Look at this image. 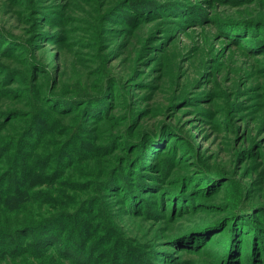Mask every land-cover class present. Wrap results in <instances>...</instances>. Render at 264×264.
<instances>
[{
    "label": "rangeland",
    "instance_id": "374dc122",
    "mask_svg": "<svg viewBox=\"0 0 264 264\" xmlns=\"http://www.w3.org/2000/svg\"><path fill=\"white\" fill-rule=\"evenodd\" d=\"M35 104L93 264H264V0H0V119Z\"/></svg>",
    "mask_w": 264,
    "mask_h": 264
},
{
    "label": "trees",
    "instance_id": "16d2710c",
    "mask_svg": "<svg viewBox=\"0 0 264 264\" xmlns=\"http://www.w3.org/2000/svg\"><path fill=\"white\" fill-rule=\"evenodd\" d=\"M94 98L96 97L92 99ZM94 103L88 105L87 109H91ZM32 107L30 112L18 109L23 113L22 116L19 112L8 116L10 113L3 110V118L0 119V264H93L92 253L96 251L87 246L88 236L85 233L96 229V225L83 218L86 211L84 199H79L77 204L72 202L76 207L69 210L68 202L60 196L63 194L60 184L64 183V171L56 177L54 173L60 170V165L48 164L50 155L56 154L55 147L48 148L44 144L39 148L38 138H30L34 137V132L38 129L34 117L38 111H43L39 105ZM61 112L64 113L61 115L72 113ZM43 113L46 115L45 121L51 122L50 125L44 122L42 131L50 135L54 124L62 122L55 117V114L60 113L53 110ZM66 130L69 135L74 132ZM62 132L61 135L65 136L66 132ZM156 137L153 139L158 141L159 138ZM39 169L50 172L47 175L45 172H38ZM117 177L121 181L120 175L114 170L106 171L94 188L95 194H90L85 199L104 204L101 200L104 190L98 188L101 185L106 189L109 184L119 183ZM150 183L136 182L135 186L138 189H144L145 186L151 189ZM40 185L42 188H38ZM122 185L120 183L118 187ZM76 195H72L73 199L67 198L75 201ZM95 196L99 197L93 198ZM188 200L191 199L183 198V201ZM28 238L30 241H24ZM256 252L260 260L264 258V240H259ZM239 260L240 258L237 261L228 258V264H237Z\"/></svg>",
    "mask_w": 264,
    "mask_h": 264
}]
</instances>
